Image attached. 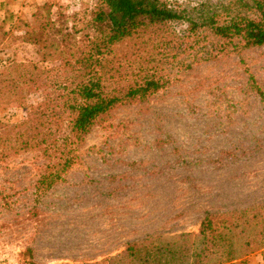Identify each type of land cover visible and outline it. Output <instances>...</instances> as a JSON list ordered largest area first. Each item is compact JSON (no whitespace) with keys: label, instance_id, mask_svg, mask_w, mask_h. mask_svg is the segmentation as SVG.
<instances>
[{"label":"rangeland","instance_id":"1","mask_svg":"<svg viewBox=\"0 0 264 264\" xmlns=\"http://www.w3.org/2000/svg\"><path fill=\"white\" fill-rule=\"evenodd\" d=\"M46 1L0 0V24L9 33H0V71L37 60L20 36ZM49 1L68 28L87 19L96 2ZM159 1L185 18L172 24L186 46L167 72L171 84L97 124L65 182L40 202L32 154L0 164V264L99 262L147 236L197 233L206 212L264 207V110L253 89L255 83L264 92V46L189 31L188 19L200 20L202 11L223 16L222 7L236 0ZM33 106L27 100L0 116L17 121ZM248 258L261 262L258 253Z\"/></svg>","mask_w":264,"mask_h":264},{"label":"trees","instance_id":"2","mask_svg":"<svg viewBox=\"0 0 264 264\" xmlns=\"http://www.w3.org/2000/svg\"><path fill=\"white\" fill-rule=\"evenodd\" d=\"M54 8L47 0L22 23L20 39L34 47L37 60L0 71V115L27 100L35 105L17 121L0 116V164L33 155L36 202L65 182L97 124L115 109L146 103L167 89L173 79L167 72L186 46L172 29L184 16L159 0H96L88 18L72 28L63 26L65 16ZM222 10L223 16L195 9L202 11L200 22L188 19L189 31L205 28L228 45L239 40L243 48L264 46V0H236ZM253 86L264 110V92ZM256 253L261 262L255 264H264V207L255 206L206 212L197 233L147 236L85 264H251L248 257Z\"/></svg>","mask_w":264,"mask_h":264}]
</instances>
